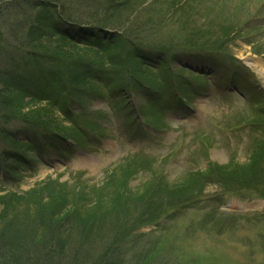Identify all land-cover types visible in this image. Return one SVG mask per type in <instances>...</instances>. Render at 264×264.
<instances>
[{
  "label": "rangeland",
  "instance_id": "obj_1",
  "mask_svg": "<svg viewBox=\"0 0 264 264\" xmlns=\"http://www.w3.org/2000/svg\"><path fill=\"white\" fill-rule=\"evenodd\" d=\"M14 1L0 0V83L42 95L66 133L0 116V208L29 211L21 238L42 218L57 254L66 237L61 264H264V110L250 108L264 104V0L55 2L88 26L120 21L103 32L105 42L127 23L135 43L151 47V70L141 74L155 80L150 89L101 57L13 66L28 28L49 9V0ZM195 35L199 52L214 41L226 56L187 51L168 60L152 48L191 44ZM159 55L169 68L156 66ZM204 68L214 71L209 81ZM232 75L244 83L233 86ZM162 88L167 96L155 91Z\"/></svg>",
  "mask_w": 264,
  "mask_h": 264
},
{
  "label": "trees",
  "instance_id": "obj_2",
  "mask_svg": "<svg viewBox=\"0 0 264 264\" xmlns=\"http://www.w3.org/2000/svg\"><path fill=\"white\" fill-rule=\"evenodd\" d=\"M26 1L35 2L36 0ZM56 1L49 0L42 3L49 8L47 16L46 18L36 17L34 19L35 22L28 28L27 38L21 44L22 60L19 59L20 63H18L13 59L12 63L16 61L13 66L23 64L24 68H27L45 59L51 60L52 64L73 66L74 62L90 61L101 57L107 61L111 68L122 72L124 70L131 72L132 70L131 75L133 77H141L143 64L140 55L141 48L145 46V43L140 41L135 43L137 38H132L133 33L127 31L125 28L127 23L122 24L121 32L115 35L111 42L107 40L108 42L104 43L99 39L101 36L99 30L120 28L118 26L120 21L116 22V19L105 18L95 21V19L94 24H98V26L83 29L80 25H85L86 21L76 20L68 12L57 10ZM14 2H19V0ZM30 4L33 8L38 6L36 3ZM111 11H116V8L109 12ZM113 14L109 13V16ZM96 15L93 13L92 17L95 18ZM89 16L90 14L87 19ZM69 21L78 25H68ZM134 33L138 36L137 32ZM0 44H2L1 41ZM104 53L107 57H103ZM74 77L73 74L72 84L76 83ZM57 80L56 83L58 82L60 86L64 85L63 77L60 76ZM119 91L116 88L114 92L118 94ZM33 92L18 87L11 80L0 83V116L3 119L7 118V120H18L33 129L66 134L60 133L64 131L49 117L52 114V103H48L50 106L44 104V101L48 102V100ZM27 145L21 144V146ZM2 208H0V264H61L63 248H65L63 240L66 237H63L64 234H60L56 242L59 247H56L59 251L57 254L55 252L57 250L52 249L49 246L50 243L47 242L51 240L48 239L51 232H47L44 228L47 224L40 218L41 222H39L37 230L41 231H36L28 239L23 240L21 237L29 211L27 209L25 211L15 210L11 205H3ZM54 219L57 217L53 215L49 220L50 225L55 224ZM101 257L103 258L104 255Z\"/></svg>",
  "mask_w": 264,
  "mask_h": 264
}]
</instances>
